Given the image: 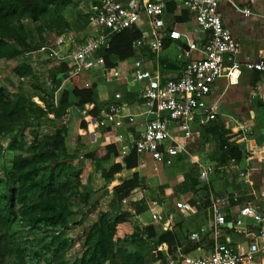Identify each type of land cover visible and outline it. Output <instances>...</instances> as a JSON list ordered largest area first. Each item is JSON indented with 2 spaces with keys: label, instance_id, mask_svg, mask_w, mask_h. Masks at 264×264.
<instances>
[{
  "label": "crops",
  "instance_id": "0c3cea01",
  "mask_svg": "<svg viewBox=\"0 0 264 264\" xmlns=\"http://www.w3.org/2000/svg\"><path fill=\"white\" fill-rule=\"evenodd\" d=\"M117 1L125 3L128 0ZM171 4L172 11H168L167 6ZM234 5L247 7L251 12L244 15ZM67 9L65 7L60 13L67 24L61 28H53L54 32H48L49 36L46 38L52 44L61 36L62 44L59 48L62 51L71 41L83 39L86 22L85 19L82 27L78 28L80 38H75L70 24L72 15ZM218 12L224 27L240 44L237 56L239 62H255L260 48L264 46V0H233L232 3L223 1L219 4ZM145 19L142 15L139 27H145ZM163 22L166 29H177L186 37L180 40L164 38L158 61L148 49L147 37L141 46L132 48L130 57L120 60L116 55H110L112 65L109 67L117 70L130 69L135 60L141 59L146 68H158L164 77H174L182 65L199 57L196 51L188 50L186 44L187 39L196 44L204 41L203 34L195 31L191 13L176 8L169 1L165 5ZM134 29L139 32L137 28L130 30ZM59 74H66L68 80L66 84L64 81L60 83L59 87L62 89L57 92L54 104L58 110L65 111L62 119L72 115L78 120L76 129L73 130L78 138L76 147L72 149L73 152L67 151L71 154V165L78 166L83 171L78 181L80 189L85 190L84 213L91 216L95 214V217L105 214L108 220L124 214L125 220L116 227L118 235H129L124 244L136 245L141 243L140 238L152 240L157 242L159 251L163 250L165 242L158 239L165 232L172 234L173 244H186L187 236L198 231L208 221L212 201L219 199L218 207L227 220V228L222 231L221 239L226 238L233 246L238 247H244L253 241L257 228L252 218H244L240 225H236L235 220L238 210L247 205L255 206L260 212L264 208V71L241 67L221 75L214 82L210 94V98L218 103L216 119L208 127L199 126L196 122L192 124V130L197 134L186 144V152L172 156L169 165L157 164L149 156H136L137 164L134 167L125 166L124 159L129 155L119 154L117 135L138 133L141 130L138 120L145 116L135 117L134 122L123 120L118 125L106 120L109 124H99L104 119L101 111L113 100L114 93H120L130 103L131 113L143 109L142 101L137 99L134 88L121 80L106 81L99 68L82 70L75 76L80 78L85 87L94 86L97 106L94 103L77 105V98L70 93L71 74L67 66ZM104 82L116 84L110 88ZM63 89L69 92L66 101L60 100ZM95 106L100 108L99 121L94 122L91 118L86 127L79 131V121ZM108 127L115 131L112 135L105 136L103 132ZM61 135L64 136V133ZM107 145H114L117 153L109 152L108 157L102 160L86 158L87 154L94 151L98 155L105 154ZM231 148L233 150L229 152ZM114 164H119L120 170L103 178L102 172H107ZM208 167L212 171L204 182L199 178V173ZM241 172L245 174L243 177L240 176ZM134 174L137 175V184L133 188L128 191L124 188L121 191L115 190L123 182L131 180ZM176 202L185 203L186 208L177 209ZM152 213L161 214L163 221H153ZM95 221L97 219L93 220ZM149 232L153 233L152 237L148 236ZM209 245L210 239L204 237L200 246L188 244L186 249L192 254H201Z\"/></svg>",
  "mask_w": 264,
  "mask_h": 264
},
{
  "label": "built area",
  "instance_id": "2783aa9c",
  "mask_svg": "<svg viewBox=\"0 0 264 264\" xmlns=\"http://www.w3.org/2000/svg\"><path fill=\"white\" fill-rule=\"evenodd\" d=\"M169 1L176 8L191 13L195 31L203 34L204 41L199 44L186 41L188 50L196 51L199 57L187 61L174 77H164L158 68H146L141 59L135 60L130 69L117 70L106 66L101 52L109 49L112 36L121 31L139 30L140 36L132 41V48L141 46L148 37V49L157 61L164 38L180 40L186 37L177 29L164 26L163 14ZM223 1L232 3L233 0H128L125 3L92 0L86 12L82 40L71 41L62 51L59 48L61 36H58L52 44L39 43L35 52L43 54L57 66L65 64L71 76L82 70L99 68L106 81L121 80L132 86L143 109L131 113L130 103L120 93H114L113 100L101 111L104 119L99 124L118 125L123 120L134 122L135 117L144 115L138 120L141 126L138 133L117 135L119 154L149 156L157 164L169 165L172 156L186 152V144L197 134L192 130L194 122L208 127L216 119L218 103L210 98V94L217 78L241 67L264 71V46L255 62L242 64L237 59L240 44L224 27L218 12ZM235 8L244 15L251 12L247 7ZM142 15L146 17L143 28L138 25ZM211 171L210 167L206 168L199 173V178L205 182ZM243 175L241 172L240 176ZM219 202V199L212 201L208 221L187 236L186 244L168 246L165 243L163 250H159L163 251L164 264H264V208L260 212L255 206L247 205L238 210L236 225H240L244 218H252L257 228L253 241L238 247L226 238L221 239L227 220L218 207ZM175 205L179 210L186 208L183 202ZM151 218L158 223L163 221L161 214L152 213ZM204 237L210 239V245L203 253L192 254L186 249L188 244L200 246Z\"/></svg>",
  "mask_w": 264,
  "mask_h": 264
},
{
  "label": "rangeland",
  "instance_id": "374dc122",
  "mask_svg": "<svg viewBox=\"0 0 264 264\" xmlns=\"http://www.w3.org/2000/svg\"><path fill=\"white\" fill-rule=\"evenodd\" d=\"M66 1L62 9L67 7L72 15L71 30L75 38H80L78 28L82 27L86 19V12L90 0H64ZM61 9V10H62ZM61 10L59 11L61 13ZM17 14V12H16ZM10 20L11 25L21 23L26 34V48L18 49V54L14 58L0 59V112H9L11 107L18 116V122L11 126V129L0 133V193H5V182L11 174V170L17 164H22L25 160L31 163L39 159L38 155L45 151L39 148V143L55 132L64 133L63 144L64 147L58 151L55 159L47 160L35 170L37 173L48 172L51 169L58 171V164L61 162H72L70 153L76 147L75 131L77 125V118L72 115L64 116L63 112L57 109L54 104L56 101L57 92L62 88L60 83L64 81L67 83L68 73H61L59 67L53 63L52 60L46 58L41 53L35 52L34 44L38 42H48V32L51 34L56 27L52 20L56 16V12L51 8L42 18L37 21H31L24 15H20ZM64 27V26H62ZM55 28V29H53ZM45 34V35H44ZM35 47V48H34ZM131 61V60H129ZM98 81L100 79L98 78ZM65 83V84H66ZM105 83V82H104ZM116 83H105L106 86L112 88ZM64 85V84H63ZM93 119L94 122L99 121L100 108H94ZM14 114V115H15ZM66 114V113H64ZM66 118V119H65ZM62 120V121H61ZM63 120L65 122H63ZM67 131V133H66ZM66 145V146H65ZM73 152V151H72ZM42 160V158H41ZM71 164V163H70ZM77 165V164H75ZM78 168V166H74ZM72 183L66 185L63 179L53 178V191L57 195H70L67 204L68 208L72 207L70 214H65L67 218V225L60 234L62 238L67 240V247L63 253V264H79V258L86 246L83 244L86 233L88 232L94 219L99 217L95 214L87 215L84 213L86 207L81 203L85 190L80 189V182L74 178L73 175L68 177ZM75 183V184H74ZM65 184L66 186H62ZM78 187H77V186ZM74 186V187H73ZM37 192V191H36ZM71 192H76L72 194ZM78 192V193H77ZM71 193V194H70ZM29 201H36V195H30ZM65 206V205H64ZM17 219L12 225L15 237L20 246L25 248L24 263L30 264V261L36 258L48 259L51 252H45V245L50 242L48 238L56 229H51L48 224L38 223L35 226H29L26 219L19 216L20 204H17ZM78 214V215H77ZM50 228V230H49ZM113 244L116 248H124L126 252H139L143 255L140 264H164L156 256L158 251L157 242L152 240L141 239V243L136 245H125L129 235H118L115 230ZM44 247V248H43ZM36 252V253H35ZM12 258H7L3 264L12 263ZM103 264H124V257L116 259H104ZM54 264H61L55 260ZM90 264V263H88Z\"/></svg>",
  "mask_w": 264,
  "mask_h": 264
},
{
  "label": "trees",
  "instance_id": "16d2710c",
  "mask_svg": "<svg viewBox=\"0 0 264 264\" xmlns=\"http://www.w3.org/2000/svg\"><path fill=\"white\" fill-rule=\"evenodd\" d=\"M66 1L64 0H0V59L14 58L19 52L18 49L26 48V32L21 23L15 25L10 24V20L20 15H24L31 21H37L42 18L52 8L56 12L55 18L52 20L54 27L61 28L67 23L60 14V10ZM168 11H172V4L167 6ZM140 33L137 30H124L112 36L109 49L101 52L105 58V65L110 66V55H116L118 59L123 60L132 55L131 43L138 38ZM166 41L164 46H166ZM38 42L34 44L36 47ZM34 47V48H35ZM60 72L66 70V65L62 64L59 68ZM71 85V95L77 98V105L86 103H96V94L94 86L85 87L78 76H71L69 78ZM69 92L65 89L61 92V101H66ZM95 106V108H96ZM95 109L89 111L88 115L79 121L78 128L82 131L86 127V123L93 118ZM13 108L9 112H0V133L8 131L14 123L18 122V116L15 114ZM114 128H105L103 134L105 136L112 135ZM64 147L63 137L59 132H55L53 136L43 139L39 143V148H42L38 157L39 159L33 163L25 160L22 164H17L10 171L8 179L5 182L6 191L0 193V264H3L5 259L12 258L15 264L24 263L25 248L20 246L15 237L12 225L17 219V204H20L19 216L26 219L29 226H35L38 223L48 224L51 229H56L55 232L48 237L50 242L45 245V252L50 251V257L47 259L36 258L30 261V264H54L55 260L63 264V253L68 245L67 240L62 238L60 234L67 225V218L65 214H70L72 207L68 208L67 202L70 195H57L53 191V178L63 179L66 185L72 182L71 177L78 179L79 175L83 173L81 168H74L70 162H61L58 164V171L51 169L48 172L37 173L35 170L42 162L55 159ZM232 148L229 152H232ZM109 152L117 153L114 145H107L106 152L103 155H98L95 151L87 154L86 158L106 159ZM70 157V156H69ZM42 158V160H41ZM130 158H133L130 161ZM126 167H134L137 164L136 155L131 153L128 158L124 159ZM121 166L114 164L107 172H102L103 178L110 177L113 173L119 171ZM137 175L127 182H123L116 187V191H121L123 188H133L137 184ZM75 184V183H74ZM62 184V186H66ZM77 186V185H76ZM78 186H80L78 184ZM77 186V187H78ZM67 187V186H66ZM74 187V186H73ZM124 190V191H125ZM37 191V192H36ZM76 194V192H71ZM70 193V194H71ZM78 193V192H77ZM36 195V201H29L30 195ZM81 203H85L86 196L82 195ZM65 205V206H64ZM125 220V215L120 214L113 220H108L105 214H100L97 221L93 222L86 233L83 244L86 250L83 251L79 258V264H103L104 259H116L124 257V264H140L143 255L139 252H126L124 248H116L113 244L114 233L117 225ZM50 230V228H49ZM149 237L153 236L152 232L148 233ZM158 241H164L171 246L173 244V236L169 232H165L159 236ZM36 253V252H35ZM156 256L164 261V256L157 252Z\"/></svg>",
  "mask_w": 264,
  "mask_h": 264
},
{
  "label": "bare ground",
  "instance_id": "6f19581e",
  "mask_svg": "<svg viewBox=\"0 0 264 264\" xmlns=\"http://www.w3.org/2000/svg\"><path fill=\"white\" fill-rule=\"evenodd\" d=\"M263 263H264V261H263Z\"/></svg>",
  "mask_w": 264,
  "mask_h": 264
}]
</instances>
